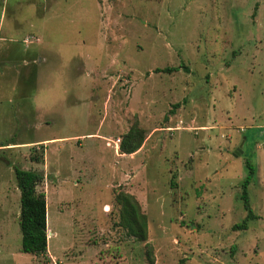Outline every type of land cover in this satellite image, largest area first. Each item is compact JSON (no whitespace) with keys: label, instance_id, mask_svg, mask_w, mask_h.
<instances>
[{"label":"rangeland","instance_id":"374dc122","mask_svg":"<svg viewBox=\"0 0 264 264\" xmlns=\"http://www.w3.org/2000/svg\"><path fill=\"white\" fill-rule=\"evenodd\" d=\"M0 14V264H264V0H0ZM72 55L66 106L37 112V81ZM134 125L145 141L121 154ZM15 168L44 177L41 256L21 251Z\"/></svg>","mask_w":264,"mask_h":264},{"label":"trees","instance_id":"16d2710c","mask_svg":"<svg viewBox=\"0 0 264 264\" xmlns=\"http://www.w3.org/2000/svg\"><path fill=\"white\" fill-rule=\"evenodd\" d=\"M156 71L160 72L161 70ZM164 71L173 72L177 70L166 69ZM145 137L144 130L134 125L123 136L119 144L121 154L131 155L136 153L143 145ZM31 159L33 162L40 163L42 162V155H33ZM245 165L247 177L243 184V206L247 212V220L258 219L250 208L246 190L254 175V167L248 160H246ZM14 171L16 185L20 193L19 229L21 233V251L33 256L44 255L47 253L48 245L47 205L44 192L37 190L43 182V174L37 171L20 170L18 168H15ZM115 201L121 207V224L127 230L128 235L140 242L146 241L147 216L142 212L138 201L127 193L117 194ZM240 228L245 229V224L235 226V229Z\"/></svg>","mask_w":264,"mask_h":264},{"label":"clouds","instance_id":"9594fccd","mask_svg":"<svg viewBox=\"0 0 264 264\" xmlns=\"http://www.w3.org/2000/svg\"><path fill=\"white\" fill-rule=\"evenodd\" d=\"M4 26V16L0 14V28ZM4 42V41H0ZM14 42V41H13ZM69 56L67 62L61 58L60 65L49 72L45 81H37V86L34 95L31 97V104L37 112L44 114H52L59 105H65L68 93L72 91L69 88V69L72 58ZM90 73H84L77 80L81 84L82 95L78 98L82 102L87 99L88 82L90 81Z\"/></svg>","mask_w":264,"mask_h":264},{"label":"crops","instance_id":"0c3cea01","mask_svg":"<svg viewBox=\"0 0 264 264\" xmlns=\"http://www.w3.org/2000/svg\"><path fill=\"white\" fill-rule=\"evenodd\" d=\"M118 146V145H117ZM233 247V246H232ZM231 250L233 251V250H235L236 251V249L233 247V248H231ZM255 253V252H254ZM234 258H235V256H234ZM220 259V258H219ZM215 260V259H214ZM230 261H232V258H231V260ZM214 263H219V264H224V262L220 259V260H218V259H216V261L214 262Z\"/></svg>","mask_w":264,"mask_h":264},{"label":"water","instance_id":"95a60500","mask_svg":"<svg viewBox=\"0 0 264 264\" xmlns=\"http://www.w3.org/2000/svg\"><path fill=\"white\" fill-rule=\"evenodd\" d=\"M263 148H264V145H263ZM239 150V149H238ZM238 150L234 153V155H237V153H238Z\"/></svg>","mask_w":264,"mask_h":264},{"label":"built area","instance_id":"2783aa9c","mask_svg":"<svg viewBox=\"0 0 264 264\" xmlns=\"http://www.w3.org/2000/svg\"><path fill=\"white\" fill-rule=\"evenodd\" d=\"M116 146H117V144H116Z\"/></svg>","mask_w":264,"mask_h":264}]
</instances>
